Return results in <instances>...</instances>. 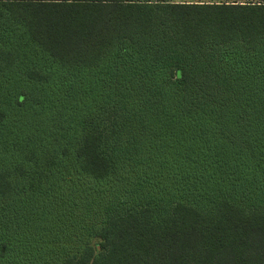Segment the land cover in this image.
Instances as JSON below:
<instances>
[{"label": "trees", "instance_id": "obj_1", "mask_svg": "<svg viewBox=\"0 0 264 264\" xmlns=\"http://www.w3.org/2000/svg\"><path fill=\"white\" fill-rule=\"evenodd\" d=\"M0 264H264V1L0 0Z\"/></svg>", "mask_w": 264, "mask_h": 264}, {"label": "rangeland", "instance_id": "obj_2", "mask_svg": "<svg viewBox=\"0 0 264 264\" xmlns=\"http://www.w3.org/2000/svg\"><path fill=\"white\" fill-rule=\"evenodd\" d=\"M203 1H218V0H203ZM257 1V0H256ZM261 1H264V0H261Z\"/></svg>", "mask_w": 264, "mask_h": 264}]
</instances>
